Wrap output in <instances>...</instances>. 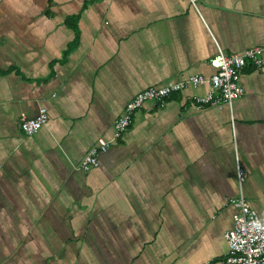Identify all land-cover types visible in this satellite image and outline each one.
I'll return each mask as SVG.
<instances>
[{"label": "crops", "instance_id": "1", "mask_svg": "<svg viewBox=\"0 0 264 264\" xmlns=\"http://www.w3.org/2000/svg\"><path fill=\"white\" fill-rule=\"evenodd\" d=\"M257 45L264 0H0V264H233L238 164L264 222V63L231 106H196L207 82L145 102L78 165L137 91Z\"/></svg>", "mask_w": 264, "mask_h": 264}, {"label": "built area", "instance_id": "2", "mask_svg": "<svg viewBox=\"0 0 264 264\" xmlns=\"http://www.w3.org/2000/svg\"><path fill=\"white\" fill-rule=\"evenodd\" d=\"M197 7V0H189ZM214 71L205 76L202 73H191L177 80H169L161 85H152L137 91L125 104L122 113L117 117L110 138L99 137L88 149L79 162V168L89 170L99 164V154L120 138L130 127L135 112L152 101L163 105L172 93L183 90L189 85L209 84L206 93L194 96L196 106L204 105L231 106L240 97L245 87L240 80L241 69L250 64L260 67L264 63L263 47H249L241 53H225L220 47L209 59ZM48 112L45 106L39 108L35 116L20 114L18 117L22 131L29 135L36 132L46 123ZM244 169L238 164L236 179L239 187L237 196L232 199L236 210L232 215L233 223L225 230L227 242L225 261L233 264H264V222L257 210L250 204L243 193Z\"/></svg>", "mask_w": 264, "mask_h": 264}]
</instances>
